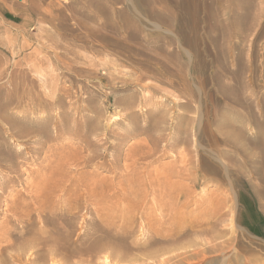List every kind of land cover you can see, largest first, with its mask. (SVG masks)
<instances>
[{"label": "rangeland", "instance_id": "1", "mask_svg": "<svg viewBox=\"0 0 264 264\" xmlns=\"http://www.w3.org/2000/svg\"><path fill=\"white\" fill-rule=\"evenodd\" d=\"M208 2L188 0L182 7L175 0L152 6L150 0H0V183H5L0 191V264H146L148 253L161 254L166 244L161 239L167 236L156 232L160 223L152 231L143 229L149 217L164 215L158 209L170 200L169 210L184 209L188 200L185 227L203 224L208 203L222 197L230 183L240 194L238 218L253 237L252 247L264 256V214L255 194L264 190V0H231L216 20L208 15ZM149 7L166 13L165 19H155ZM244 26L250 30L240 35ZM192 66L206 70L193 75ZM216 67L252 82L254 118L239 105H217L214 100L220 97L212 85L201 88ZM222 120L244 129L252 141L248 149L225 153L219 143L211 145L209 123L231 131ZM202 147L217 149L226 161L212 156L213 170H204L202 154H209ZM61 156L68 164H62L65 175L61 166L56 176L60 188L54 178L39 195V182L51 174L49 160ZM5 159L13 167H6ZM185 163L187 170L181 167ZM197 163L201 171H196ZM127 175L137 178L126 183ZM144 178L153 180L151 190L142 188ZM132 181L142 185H131L139 194L128 188ZM156 198L162 200L159 208ZM136 208L146 215L132 223L127 218ZM96 243L102 251H84ZM105 244L112 245L107 249ZM147 260L156 264L152 257Z\"/></svg>", "mask_w": 264, "mask_h": 264}, {"label": "bare ground", "instance_id": "2", "mask_svg": "<svg viewBox=\"0 0 264 264\" xmlns=\"http://www.w3.org/2000/svg\"><path fill=\"white\" fill-rule=\"evenodd\" d=\"M140 2H144V1H148V0H139ZM151 1V5L150 6H152V5H154V3L155 4H157V2H159L160 0H150ZM187 1L188 0H175V2L177 3V6H185V2L187 3ZM198 1V0H197ZM209 2H208V4L206 5V10H207V12H208V15H209V17L211 18V19H213V20H216L217 18H218V16H219V13H220V11H222V9L224 8V7H229V4L231 3V0H208ZM246 2V1H245ZM248 2V1H247ZM191 3V2H190ZM187 5V4H186ZM238 5V4H237ZM193 6V5H192ZM195 7V6H194ZM196 7H197V5H196ZM147 10V12L151 15V16H153L155 19H158V20H161V19H165V16H164V14H166V13H162L161 11H159V10H156V9H153L152 7H149V9H146ZM191 10V9H190ZM194 12V17H195V20L196 21H194L195 22V25H194V27H196V24H197V21H198V17H197V13H198V8H197V10H195V11H193ZM172 18H174V14H172V15H170ZM245 30H250V27H247L246 26V28H245V26H244V28H243V32H241L240 33V35H242L243 33H244V31ZM255 68V67H254ZM254 68H253V70H254ZM204 69H205V67L204 66H201V67H191V72H192V74L193 75H198V74H203L205 71H204ZM206 70V69H205ZM255 71H256V68H255ZM264 73V72H263ZM237 74V73H236ZM236 74H234V72H232L230 69H228V68H225V67H222V68H213L212 70H211V79H210V82L209 83H206V82H203L202 83V86H201V88H205L206 86H208L209 84L210 85H212L213 86V91H215L216 92V94L220 97V100H214V102L217 104V105H219V106H221L222 107V105H224V107H222V108H228V109H233L234 108V106L233 105H239V106H241L243 109H246V111H247V113H249V116L250 117H253V113H254V106H253V104H252V102H251V100H252V98L250 97V96H252L253 95V93H254V90L252 89V82H250V84L249 83H245V82H243V81H240L239 79H238V77L236 76ZM223 76H225L226 78H228V77H230V78H233V79H235L237 82H229V81H226V80H224L223 79ZM187 79V78H186ZM148 87V86H147ZM162 88V87H161ZM242 93V94H241ZM203 112V111H202ZM216 112L218 113V116H220L221 118H223L224 117V115H225V113L220 109V108H217V110H216ZM255 115V114H254ZM163 117H164V115H163ZM166 117V116H165ZM254 118V117H253ZM162 120V119H161ZM253 120V119H252ZM188 121V120H187ZM222 123H224V124H227L226 126H229L230 127V129H231V131H226V130H224V128L221 126V125H219V123L217 124V126H216V128L214 129L213 128V126H214V124L213 123H209L208 124V127L212 130L210 133H211V139H212V141H211V145H214L215 143H219L223 148H221V149H223L224 151H225V153H227V151H228V149L229 150H231V149H234L235 151H239V150H245V147H246V149H248L247 148V146L249 145V144H251V138H249L248 136H247V134L243 131L244 129H241V130H238L232 123H229V121L227 122V121H224V120H222L221 121ZM221 123V124H222ZM257 123V122H256ZM156 124V123H155ZM216 124V123H215ZM94 128V127H93ZM158 133H159V131H158ZM176 137V136H175ZM181 137V136H180ZM147 140V139H146ZM188 140V139H187ZM37 142V141H36ZM188 142V141H187ZM236 142L239 144V142H240V147L238 146V144H236ZM202 146V145H201ZM169 147V146H168ZM227 149H226V148ZM252 147V146H251ZM34 150L36 149V148H33ZM204 149H205V152H206V154H209V155H204V154H202V151H201V154H202V157H203V162L205 161V159H206V163H204V165L205 166H203L204 168H202V166H201V169H204V170H208V169H212V167L210 166L211 165V157L213 156V157H217L218 159H224L221 155H219L218 154V152H217V149L216 150H214V149H211V148H205V147H202V150L204 151ZM152 151V150H151ZM154 151V150H153ZM234 151V152H235ZM155 152V151H154ZM154 152H153V154H154ZM131 153V152H130ZM61 155H62V153H60ZM64 154V153H63ZM68 154V153H67ZM75 155H76V151H75V153H74ZM140 154V153H139ZM200 154V155H201ZM222 154V153H221ZM69 155V154H68ZM184 155V154H183ZM185 155H188V154H185ZM223 156H224V153L222 154ZM48 156V155H47ZM46 156V157H47ZM226 156H228V155H226ZM50 157V156H49ZM63 157H65V156H63ZM62 156L61 157H59V158H57V159H53L52 157V160H49V165H48V169L50 170V172H51V174H49L48 176H46V177H44L43 178V180L41 181V182H39V184H38V186H37V188H42L43 190H41L40 189V191L38 192V194L40 195V194H42L43 193V191L44 190H46V189H48L47 188V185H48V183L49 182H51V181H54V178L56 179L55 180V183H54V186L56 187V188H60V184L58 183V180H60V178L57 180V178H56V176H58V175H60V172H61V166H62V164H68V160H66V158H63ZM72 157H74V156H72ZM182 157V156H181ZM186 158V156H183L182 158ZM225 157V156H224ZM68 158V157H67ZM135 158V157H134ZM133 158V159H134ZM188 156H187V160H188ZM33 160H35V158H32ZM76 159V158H75ZM78 159V158H77ZM226 159V158H225ZM224 159V160H225ZM227 159H229V157H227ZM6 160V159H5ZM136 160H138L139 161V158L138 159H136ZM201 160V159H200ZM74 161V160H73ZM185 161V160H184ZM189 161V160H188ZM223 161V160H222ZM226 161V160H225ZM229 161V160H228ZM6 162V164H5V166L6 167H13V162H12V160L11 159H8V160H6L5 161ZM77 162V161H76ZM75 161H74V163H76ZM189 162H191V160L189 161ZM192 162H194L195 163V161H194V159H193V161ZM200 162V161H199ZM70 163H72V162H70ZM73 163V164H74ZM135 163V162H134ZM137 163V162H136ZM181 163H184V162H182L181 161ZM186 163H187V161H186ZM186 163L185 164H182V168L184 167L183 165H185V167L184 168H186L185 170H187V165H186ZM202 163V162H201ZM78 164H79V162H78ZM78 164H76V165H74V166H77ZM203 164V163H202ZM226 164V163H225ZM85 165V164H84ZM135 165V164H134ZM176 165H178V164H176ZM175 165V166H176ZM189 165V164H188ZM227 165H228V163H227ZM71 166V165H70ZM196 166H198V168H197V170L196 171H201V170H199V164L197 163V165ZM65 167V166H64ZM68 167H69V165H68ZM166 167V166H165ZM179 167V166H178ZM177 167V168H178ZM216 167V166H215ZM134 168V167H133ZM190 168V167H189ZM189 168H188V170H189ZM216 168H218V167H216ZM240 168V167H239ZM65 169V168H64ZM64 169H63V166H62V170H63V172L64 173H62V174H64L65 175V171H64ZM135 169V168H134ZM136 169H137V166H136ZM193 169H195V168H193ZM215 169V168H214ZM159 170V169H158ZM192 170V169H191ZM213 170V169H212ZM243 170V169H242ZM144 171V170H143ZM153 171V170H152ZM180 171H182V170H180ZM221 171V170H220ZM219 171V172H220ZM156 172V171H155ZM165 172H167V171H165ZM169 172H171V171H169ZM193 172V171H192ZM209 172V171H208ZM208 172H205V173H208ZM213 172V171H212ZM217 172V171H216ZM68 173H70L69 171H68ZM141 173V172H140ZM139 173V174H140ZM143 173H145V172H143ZM152 173V172H151ZM159 173V172H158ZM172 173V172H171ZM184 172H182V176H185V174H187L186 172H185V174H183ZM191 173V172H190ZM127 174V173H126ZM163 174V173H162ZM166 174V173H165ZM192 174V173H191ZM220 174H221V172H220ZM149 175V174H148ZM151 175V174H150ZM167 175V174H166ZM199 175V174H198ZM50 176V177H49ZM123 176V175H122ZM128 176V175H127ZM126 176V177H127ZM131 177H127V178H125V180L127 179H129L130 180V178L131 179H135V178H137V177H135V178H132V176H134V175H130ZM139 176H141V175H139ZM152 176V175H151ZM151 176L149 177V178H151ZM161 176V175H160ZM170 176V175H169ZM182 176H181V178H182ZM188 175H186V177H187ZM192 176V175H191ZM49 177V178H48ZM64 177V176H63ZM69 177L70 176H68V179H69ZM76 177V176H75ZM145 177V176H144ZM138 178H141V177H138ZM153 178V177H152ZM171 177H169V179H170ZM174 178V177H173ZM181 178H180V180H181ZM188 178H190V176H188ZM198 178V177H197ZM196 178V179H197ZM204 178V177H203ZM63 179V178H62ZM155 179H157V177L155 178ZM183 179H184V177H183ZM186 179V178H185ZM195 179V178H194ZM208 179V178H207ZM64 180V179H63ZM62 180V181H63ZM67 180V178H65V181ZM71 180V179H70ZM125 180H124V183H125ZM126 180V183L127 182H129V181H127ZM150 180V179H149ZM160 180V179H159ZM159 180H157V181H159ZM191 180V179H190ZM211 180V179H210ZM68 181V180H67ZM66 181V182H67ZM141 182V184L143 185H141L142 186V188L145 190V189H148L149 187H150V185L152 186V181L151 182H148L147 180H145V178L144 179H141L140 180ZM156 181V180H155ZM156 181V182H157ZM162 181H164L165 183H167L168 184V186H173V184H174V182H173V184H171L170 182V180H168V179H165V180H162ZM207 181H209V179L207 180ZM64 182V181H63ZM63 182L61 183L62 185H63ZM72 182V181H71ZM120 182H121V179H120ZM131 182V181H130ZM129 182V183H130ZM136 182H137V180H136ZM135 182V183H136ZM156 182H155V184H156ZM161 182V181H160ZM159 182V183H160ZM163 182V184H161L160 183V185H162V187H163V185L165 184ZM176 182V181H175ZM181 182H183L182 180H181ZM200 182V181H199ZM230 182H232V180L230 181ZM75 183H77V181L75 182ZM151 183V184H150ZM206 183V180H204V183H203V181H202V184H205ZM78 184V183H77ZM91 185H92V182L90 183ZM95 184V183H94ZM121 184V183H120ZM119 184V185H120ZM188 184V183H187ZM193 184V183H192ZM207 184V183H206ZM205 184V185H206ZM53 185V184H52ZM76 185V184H75ZM122 185V184H121ZM130 185V186H129ZM131 185H134V181H132V184H128V188L130 187V189L132 190V192L135 190V191H137V193L139 192L138 191V188H135V189H133V187L135 186H131ZM140 185V184H139ZM139 185H136L137 187L139 186ZM157 185V184H156ZM159 185V184H158ZM175 185V184H174ZM177 185H179V184H177ZM51 186V185H50ZM71 185H69V187H70ZM93 186H95V185H93ZM96 186H97V184H96ZM99 186V185H98ZM123 186L124 187H126V184H123ZM135 186V187H136ZM141 186H139V187H141ZM155 186V185H154ZM164 186H166V185H164ZM176 186V185H175ZM181 186V185H180ZM180 186H178V188L180 187ZM193 186H194V184H193ZM202 186V185H201ZM221 186V185H220ZM219 186V187H220ZM227 186V185H226ZM230 188H229V186H228V189H226V192L225 191H223V190H220V191H223V192H225V193H223V192H221L220 194L222 195V197H217V195H216V198H218V200H214V201H211V200H209V201H211V203H208V204H210L209 205V207L207 208V209H205V211H204V217L202 216V218H203V221H205V223H203V224H196V223H193V225L192 224H190V223H188V225L185 227V225H184V218H183V214H185V212H186V210H185V208L186 207H188L187 206V204L190 202V201H188L187 200V197H186V199L185 200H187V201H184V202H186L184 205L181 203L179 206L181 207V205H183L182 206V208H184V209H176L175 208V206L173 207V210H169L168 209V207L170 206V205H172L171 203V200L168 198L169 197V195L168 196H166L167 194H168V192L166 193V197L168 198L167 199V201L168 200H170L168 203H167V205H169V206H167V207H160V210L158 209V211H163V213L165 212V214L163 215V214H158V211H157V214H155L156 213V211L154 212V214L153 213H151V214H153V215H157V216H152V217H149V218H152V220L150 219V221L149 222H146L145 223V225H141V226H143V229H146V230H151L152 228H155L154 227V225H156V224H158V223H160V228H157V233H158V231H165V232H167V236H165L163 239H161V241H162V244L164 245V243H166L164 246H163V249H162V251H161V249H160V251H161V254H155V253H148L146 256H147V258H146V264H151V262H148V261H150V260H147V259H150L151 257H152V260L153 261H155V263L156 264H264V256L261 254V250H259V249H256V248H253L252 246H253V237H249L248 235H246V233H247V230H248V228L247 227H245L241 222H240V219L238 218V211H239V206H240V194H239V192L237 191V189L235 190L234 189V184L232 185L231 183H230ZM4 187H5V183L3 182H1L0 183V191L2 190H4ZM33 187V186H32ZM52 187V186H51ZM50 187V188H51ZM55 187H53L54 189H55ZM63 187V186H62ZM74 187V186H73ZM72 187V188H73ZM101 187V186H100ZM123 187V188H124ZM145 187V188H144ZM153 187V186H152ZM156 188H158V187H160V186H155ZM218 187V188H219ZM35 188H36V186H35ZM68 188V187H67ZM72 188H70V189H72ZM75 188V187H74ZM74 188H73V190H74ZM79 188V187H78ZM114 188V187H113ZM120 188H121V186H119V190H120ZM174 188V187H173ZM176 188V187H175ZM178 188H176V189H178ZM182 188H183V186H182ZM188 188H190V187H188ZM206 188V187H205ZM220 188H222V186L220 187ZM227 188V187H226ZM54 189H52V190H54ZM63 189H66V188H62V190ZM69 189V190H70ZM159 189V188H158ZM162 189V188H161ZM180 189V188H179ZM178 189V190H179ZM194 189V188H193ZM261 189V190H260ZM259 190H256V198H257V200H258V202H260L259 203V208H260V211L264 214V190L262 189V188H260ZM36 190V189H35ZM57 190H59V189H57ZM61 190V189H60ZM94 190V189H93ZM117 190H118V188H117ZM128 192L130 191V190H128V189H126ZM148 190H151V189H148ZM147 190V191H148ZM177 190V191H178ZM181 191H182V189H180ZM179 190V191H180ZM183 190L185 191V189L183 188ZM187 190V189H186ZM189 190V189H188ZM190 190H192L191 188H190ZM189 190V191H190ZM37 191V190H36ZM70 191H72V190H70ZM90 191L91 190H89L88 189V193H90ZM105 191V190H104ZM121 191V190H120ZM124 191V190H123ZM127 191H125V192H127ZM134 191V192H135ZM155 191V190H154ZM164 191V190H163ZM177 191H175L176 193H177ZM189 191H186V192H189ZM61 192V191H60ZM76 192H78V190L76 191ZM92 192V191H91ZM100 192H102V191H100L99 190V194H100ZM113 192V191H112ZM122 192V191H121ZM131 192V191H130ZM133 192V193H134ZM144 192V191H143ZM149 192V191H148ZM194 192V191H193ZM65 193H67L68 194V192L66 191ZM70 193H72L73 194V192H70ZM80 193V192H79ZM104 193V192H103ZM103 193H102V195H103ZM111 193V192H110ZM123 193V192H122ZM136 193V194H137ZM157 193H159V192H157ZM176 193H174V194H176ZM195 193V192H194ZM199 193V192H198ZM63 194V193H62ZM75 194H77V193H75ZM81 194V193H80ZM79 194V195H80ZM83 194V193H82ZM93 194V193H92ZM112 194V193H111ZM113 194H114V192H113ZM116 194V193H115ZM124 194H126V193H124ZM130 194H132V193H130ZM129 193H128V195H130ZM139 194V193H138ZM178 194V193H177ZM176 194V195H177ZM214 194V193H213ZM71 195V194H70ZM108 195V194H107ZM117 195H119V194H117ZM154 195V194H153ZM155 195H157V194H155ZM161 195V194H160ZM159 195V196H160ZM163 195V194H162ZM161 195V196H162ZM191 195H192V192H191ZM196 195V194H195ZM76 196V195H75ZM81 196V195H80ZM83 196V195H82ZM89 196H92V195H90L89 194ZM104 196V195H103ZM106 196V195H105ZM104 196V197H105ZM124 196V195H123ZM127 196V195H126ZM133 196L134 195H131L130 196V200H131V197H132V199H133ZM140 196V195H139ZM164 196V197H165ZM179 196V195H178ZM186 196H190L189 195V193L186 195ZM201 196V195H200ZM210 196V195H209ZM70 197V196H69ZM94 197V196H93ZM102 197V196H101ZM101 197H99V198H101ZM108 197H109V195H108ZM113 197V196H112ZM127 197H129V196H127ZM142 197V196H141ZM140 197V198H141ZM174 197H176L175 195H174ZM191 197V196H190ZM190 197H188V198H190ZM212 196H210V198H211ZM70 198H72V197H70ZM74 198V197H73ZM72 198V200H80V199H78V198H74L73 199ZM83 198V197H82ZM107 198V197H106ZM125 198V197H124ZM147 199V197H145L144 196V199ZM158 198V197H157ZM156 198V199H157ZM177 198V197H176ZM192 198H193V196H192ZM195 198H196V196H195ZM213 199H216V198H214V196L212 197ZM66 199H68V198H66ZM102 199V198H101ZM105 199V198H104ZM110 199V198H109ZM127 199V198H126ZM143 199V198H142ZM143 199V200H144ZM145 199V200H146ZM178 199V198H177ZM176 199V201H178ZM200 199V198H199ZM203 199V198H202ZM201 199V200H202ZM209 199V198H208ZM207 199V200H208ZM84 200V199H83ZM82 200V201H83ZM93 200H94V198H93ZM97 200V199H96ZM100 200V199H99ZM129 200V199H128ZM163 200H164V198H163ZM175 200V199H174ZM69 201L70 200H68V203H69ZM86 201V200H85ZM88 201V200H87ZM127 201V200H126ZM149 201V200H148ZM157 201H159V199H157ZM160 201H162L161 199H160ZM160 201H159V203H158V205L156 206V208H159L158 206H159V204H160ZM183 201V200H182ZM194 201V200H193ZM196 201V200H195ZM200 201V200H199ZM199 201L197 202H195V203H199ZM204 201V200H203ZM29 202V201H28ZM71 202V201H70ZM119 202V201H118ZM117 202V203H118ZM121 202H122V200H121ZM132 202V201H131ZM130 202V203H131ZM146 202V201H145ZM152 202V201H151ZM150 202V203H151ZM192 202V201H191ZM85 203H88V202H85ZM110 203V202H109ZM123 203H124V201H123ZM128 203H129V201H128ZM128 203H126V204H128ZM129 203V204H130ZM134 203V202H133ZM136 203H137V201H136ZM143 203H144V201H143ZM149 203V204H150ZM71 204V203H70ZM73 204V203H72ZM80 204V203H79ZM78 204V205H79ZM91 204H93V203H91ZM128 204V205H129ZM139 204V205H138ZM148 204V205H149ZM178 204V203H177ZM190 204V203H189ZM77 204H75V206H76ZM76 206V210L78 209V208H81V206L79 207V206ZM82 205V204H81ZM118 205V204H117ZM116 205V206H117ZM127 205V206H128ZM131 205V204H130ZM130 205L128 206V208L130 207ZM137 205H138V207H140V205H141V203H137ZM147 205V206H148ZM152 205H154V204H152ZM151 205V206H152ZM100 206L102 207V205L100 204ZM114 206V205H113ZM119 206L120 205H118V207H117V209H119ZM124 206H125V203H124ZM133 206H135V204L133 205ZM133 206H132V208H133ZM178 206V207H179ZM110 207V206H109ZM142 207V206H141ZM19 208V207H18ZM132 208H130L131 210H132ZM172 208V207H171ZM175 208V209H174ZM125 209V208H124ZM137 209V208H136ZM153 209H155V208H152L151 210H153ZM148 210V209H147ZM99 211V210H98ZM130 212V211H129ZM153 212V211H152ZM77 213V212H76ZM75 213V214H76ZM79 213V212H78ZM113 213H114V211H113ZM121 213V212H120ZM124 213V212H123ZM146 213H148V212H146ZM162 213V212H161ZM125 214V213H124ZM124 214H123V216H124ZM129 214V213H128ZM139 214H141V217H143V216H145L146 214H145V211H144V209L143 208H138L137 209V211L136 212H134V213H132L127 219H129V221H132V223L133 222H135V221H133V218H134V220H135V218H136V216H138ZM145 214V215H144ZM149 215V214H148ZM85 216V215H84ZM110 216V215H109ZM151 216V215H150ZM121 217V216H120ZM125 217H126V214H125ZM97 218V217H96ZM119 218V217H118ZM154 218V219H153ZM66 219V218H65ZM86 219V218H85ZM106 219H107V221L109 222V220H108V217H106ZM126 219V220H127ZM174 219V221L175 222H170L171 220H173ZM122 220H124V219H122ZM122 220H120V221H122ZM102 221V220H101ZM111 221V220H110ZM228 221V225L226 224V222ZM72 222V221H71ZM125 222V221H124ZM127 222H128V220H127ZM170 222V223H169ZM240 222V223H239ZM84 223V222H83ZM82 223V224H83ZM131 223V224H132ZM100 224H101V222H100ZM114 224V223H113ZM71 225V224H70ZM102 225V224H101ZM100 225V226H101ZM128 226V225H127ZM126 226V227H127ZM200 226H203L204 228H202V227H200ZM129 227H130V225H129ZM157 227V226H156ZM82 228H83V226H82ZM85 228V227H84ZM100 228V227H99ZM55 229H58V228H55ZM130 229V228H129ZM134 229V228H133ZM83 230V229H82ZM136 230V229H135ZM128 231V230H127ZM152 231V230H151ZM79 232V231H78ZM136 232V231H135ZM149 232V231H148ZM154 232V231H153ZM156 232H154V234L156 233ZM251 232V231H250ZM91 234V233H90ZM145 234V233H144ZM153 234V233H152ZM153 234V235H154ZM248 234V233H247ZM143 236V235H142ZM189 238H188V237ZM50 237V236H49ZM51 237H53V236H51ZM64 237V238H63ZM62 238L63 239H65V236H63ZM100 237H101V235H100ZM56 238H57V236H56ZM105 238V237H104ZM136 238V237H135ZM67 239V238H66ZM80 239H82V238H80ZM186 239V240H185ZM255 239V238H254ZM26 240H28V239H26ZM48 240H49V238H48ZM53 240V239H52ZM60 240V239H59ZM62 240V239H61ZM54 241V240H53ZM63 241V240H62ZM70 241V240H69ZM104 241V240H103ZM24 241H22V243H23ZM27 242V241H26ZM34 242V241H33ZM49 242H51V239H50V241ZM49 242H48V244H49ZM55 242V241H54ZM83 242V241H82ZM90 242V241H89ZM28 243H29V241H28ZM46 243H47V241H46ZM107 243V242H106ZM160 244H161V242H159ZM29 244H32V242L31 243H29ZM63 244V243H62ZM67 244V243H66ZM88 244V243H87ZM109 244V243H108ZM24 245V244H23ZM35 245V244H34ZM34 245L32 244V246H33V248H34ZM45 245V244H44ZM47 245V244H46ZM57 245V244H56ZM106 245V244H105ZM110 245H112V244H110ZM110 245H108V246H110ZM115 245V244H114ZM30 246V245H29ZM53 246V245H52ZM52 246H50V247H52ZM57 246H59V244L57 245ZM61 246V245H60ZM74 246H76V245H74ZM74 246H72V247H74ZM107 246V245H106ZM105 246V247H106ZM106 247L107 249H109V247ZM19 247V246H18ZM55 247V246H54ZM61 247H64V246H61ZM24 249L26 248V247H23ZM28 248V247H27ZM26 248V249H27ZM31 248V247H30ZM33 248H31V249H33ZM47 248V247H46ZM66 248V247H65ZM76 248V247H75ZM96 248V250H97V248H99V249H101V246L99 245V244H94L93 246H91L90 248H87V249H85L84 248V251H91V250H93V249H95ZM111 248V247H110ZM160 248V247H159ZM73 249V248H72ZM77 249V248H76ZM98 249V250H99ZM102 249H103V247H102ZM102 249H101V251H102ZM112 249V248H111ZM8 250V249H7ZM70 250V249H69ZM78 250V249H77ZM98 250H97V252L96 253H98ZM113 250V249H112ZM157 250V249H156ZM263 250H264V248H263ZM75 251V250H74ZM79 251V250H78ZM105 251H106V249H105ZM114 251V250H113ZM116 251V250H115ZM114 251V252H115ZM155 251V250H154ZM53 252V251H52ZM55 252V251H54ZM58 252V251H57ZM57 252H56V255H57ZM77 252V251H76ZM113 252V253H114ZM150 252V251H149ZM3 253V252H2ZM1 253V254H2ZM5 253V252H4ZM68 253H70V252H68ZM83 253V252H82ZM81 253V255H83ZM93 253V252H92ZM53 254V253H52ZM59 254V253H58ZM64 254V253H63ZM75 254V253H74ZM80 254V253H79ZM88 254V253H87ZM90 254V253H89ZM99 254H100V252H99ZM73 254L71 253V256H72ZM75 255H77V254H75ZM4 256V255H3ZM52 256V255H51ZM54 256V255H53ZM52 256V258L53 259H55L56 257H53ZM60 256V255H59ZM63 256V255H62ZM71 256H69V257H71ZM84 256V255H83ZM93 256V255H92ZM17 257H19V256H17ZM67 257V256H66ZM94 257V256H93ZM61 258V257H60ZM18 259H20V258H18ZM57 259V258H56ZM55 259V260H56ZM1 260V259H0ZM54 261V260H53ZM2 262V261H1ZM52 262V261H51ZM198 262H200V263H198ZM2 263H5V262H2ZM154 263V262H153ZM6 264V263H5Z\"/></svg>", "mask_w": 264, "mask_h": 264}]
</instances>
